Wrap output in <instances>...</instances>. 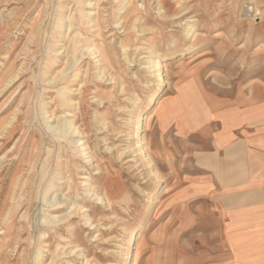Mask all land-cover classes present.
Here are the masks:
<instances>
[{
    "label": "rangeland",
    "instance_id": "1",
    "mask_svg": "<svg viewBox=\"0 0 264 264\" xmlns=\"http://www.w3.org/2000/svg\"><path fill=\"white\" fill-rule=\"evenodd\" d=\"M263 68L264 0H0V263L140 261L187 158L164 100Z\"/></svg>",
    "mask_w": 264,
    "mask_h": 264
},
{
    "label": "crops",
    "instance_id": "2",
    "mask_svg": "<svg viewBox=\"0 0 264 264\" xmlns=\"http://www.w3.org/2000/svg\"><path fill=\"white\" fill-rule=\"evenodd\" d=\"M161 128L187 158L139 264H264V68L164 100Z\"/></svg>",
    "mask_w": 264,
    "mask_h": 264
},
{
    "label": "bare ground",
    "instance_id": "3",
    "mask_svg": "<svg viewBox=\"0 0 264 264\" xmlns=\"http://www.w3.org/2000/svg\"><path fill=\"white\" fill-rule=\"evenodd\" d=\"M248 14V13H247ZM72 19V18H71ZM66 46V45H65ZM159 105V104H158ZM152 111V113L148 116L147 120H146V124H145V129H149L150 126H151V119L153 117L154 114L158 113L160 111V106H158ZM49 190L46 189L45 190V193H47ZM55 207V206H54ZM52 208V207H50ZM3 216V215H2ZM9 217V216H8ZM2 218V217H1ZM1 223V222H0ZM4 223V221H3ZM9 224V223H8ZM8 224L6 225L5 227V230L3 231V235H5L7 233V228H8ZM59 227V226H58ZM2 235V234H1ZM145 242H146V236L145 235H142L139 237V241L137 243V246H136V249H135V253L133 254V257L131 259V263L130 264H139V258H140V254L142 252V249L145 245ZM5 243V242H4ZM0 264H8L6 263L5 261L4 262H1Z\"/></svg>",
    "mask_w": 264,
    "mask_h": 264
}]
</instances>
